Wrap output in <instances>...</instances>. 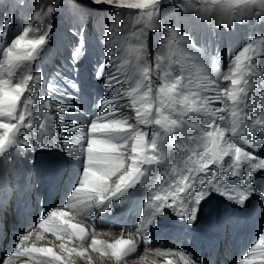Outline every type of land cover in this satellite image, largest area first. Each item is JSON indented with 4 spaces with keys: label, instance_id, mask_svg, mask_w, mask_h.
<instances>
[{
    "label": "rangeland",
    "instance_id": "obj_1",
    "mask_svg": "<svg viewBox=\"0 0 264 264\" xmlns=\"http://www.w3.org/2000/svg\"><path fill=\"white\" fill-rule=\"evenodd\" d=\"M223 2L227 4L229 0H223ZM205 3L208 5L207 12L203 8ZM45 4L53 5L54 12L51 15H42L39 19L35 18L37 11L46 12V8H41ZM194 4L200 7L199 15L193 7ZM258 11V9H254L252 14L237 17L229 25L223 22V9L214 7L211 0H160L157 23L154 26L145 28L143 22H137L141 17V10L139 9L129 10L126 8L97 6L93 5L90 0H0V27L3 26L6 18H10L6 42L3 33H0V62L5 59L3 48L10 47L11 40L16 35L23 34V27L31 24L32 28L27 38H37L44 31H47L48 25L51 24L48 42L44 46L40 59L32 64V71L38 72L41 76L38 83L32 82V87L39 89L36 102L31 106L33 112L31 119L34 127L32 130L21 129L17 135L18 140H27V146L17 144L15 147L10 148L4 156H0V259L3 257L7 259L11 255L10 252L15 251V245L20 242V239L28 232H32L33 235L25 242L24 247L51 248L56 255L61 256L62 254L64 256H61L63 264H88L86 255L91 256L96 264H115V257H112L110 252L104 256L88 248L86 255L79 257L75 252L70 255L65 250L87 248L92 233L81 245V242L75 237L69 239L68 236L62 235L60 239H57L56 234L39 227L40 220L42 218L46 219L51 211L62 208L61 210L70 212L63 219L68 220L69 223L85 227L86 230H89L92 222H94L92 220L93 216L95 219L99 218L102 224L115 223V226L111 227L114 232L121 229L122 221L129 226V229H135L140 217L147 218L152 211L148 204L149 197L153 193L163 195L165 190L171 187L173 176L171 166L175 164L177 172L182 170L184 161L187 159V155L190 154L188 149L196 148V144L187 142L186 135L171 134L164 140L162 145L165 156L164 163L146 167V175L141 182L128 189L118 199H113L108 205L109 211H100L99 216L97 215L99 209L95 208L90 211L75 212L65 207V205L78 183L82 169V157L78 156L74 159L68 155V152L79 149L81 146L86 147L87 129H80L72 134L73 138L71 140H66L61 120L75 121L76 124L87 125L93 118L102 115L101 105L106 96L112 97L117 93L123 95L135 86L138 75L135 68V59L129 54V47L133 44L132 32H138L141 28H145L147 34V63L153 68L156 64L157 54L164 56L162 64L163 67L167 68L170 55L167 48V38L170 35L169 29H175L180 36L191 40L190 45L186 46L182 42L180 47L195 49L196 52L205 56H215L214 74L218 78L220 89L230 88V80L224 81L222 74H230V65L234 68V64H232L234 56L251 38L264 37V17L256 15L255 12ZM73 27H83V34L73 35L70 31V28ZM81 41H83L82 51L76 59H73V52L80 46ZM106 48L108 52L113 53L111 60L116 65L121 66L120 72L117 73L120 82L116 83L115 87L107 93L105 92V80L109 77L110 71L115 73L116 69L105 59L107 55ZM172 51L175 53V55H172V60H181V53L175 47ZM126 61L128 63H125ZM181 63L185 64L183 72L185 82L191 75L194 85L199 65L190 58L182 60ZM256 63L257 67L264 72V55L258 57ZM101 64H105L106 67L98 75L99 65ZM171 70L174 75L181 74V64L172 63ZM27 72V68H24L23 71L18 69L12 79L19 82L20 77ZM0 78H8L2 68H0ZM248 79L251 86L247 91L244 102L248 105L245 111H248L249 117L252 114L264 115V76H249ZM159 82L158 79L155 80L157 85ZM50 84L53 86L52 90L49 89ZM73 84L77 87H73ZM216 94V92L203 93V95L209 97L208 106L213 109L227 106L231 109L232 102L227 101L226 97V103L217 101L213 103L211 97ZM41 98L44 100L51 99L54 105L53 108H41ZM130 103V98L123 95V99L119 100L116 105H110L109 107H119L120 104ZM63 105H74L75 108L69 109L60 116L57 109L62 110ZM238 107L244 108V104H240ZM45 113H49L54 117L50 127L51 136L61 145L70 142L67 148L53 146L51 143L47 148L38 146L37 139L41 136L39 123L44 119ZM219 114L223 115L225 119L224 121L217 120V123L230 127L232 121L230 111ZM120 115L130 117V122H135V113L128 107L121 109ZM198 122L206 124L212 121L210 117L203 116L200 117ZM246 123H248L250 130V122L246 121ZM66 126L71 127V125ZM141 127L143 128V126ZM144 130L151 134L157 129L153 125ZM187 134L196 135L197 133L194 129L188 128ZM228 135L231 136V133H228ZM257 136L264 139V136H261L260 133H257ZM150 138L149 135L148 139ZM232 139L243 145L240 136L232 137ZM177 143L181 144L183 151L175 147ZM243 146L246 150L250 149L254 154L264 158V146L261 148H252L251 144ZM128 151L130 153V144ZM229 163H231V158L226 157L223 162L224 166L226 167ZM60 164H63L64 167ZM212 167L217 170L215 166ZM217 171L221 177L226 176L222 170ZM115 179L117 177H113L109 183L111 184ZM226 179L230 184L240 182L238 178L230 176ZM251 183L259 192H264V170L251 173ZM22 195H26L29 199L23 201ZM42 198L46 199L44 204H41ZM252 204L260 207L255 216L257 228L250 234L245 247H242L239 241L236 242L241 244L242 250L235 253L230 252L231 239L227 235V223L232 219L231 214L236 209H240V212L246 211L249 214L252 212L250 209ZM45 206L44 213L40 215V209ZM3 208L7 210L2 211ZM202 219L207 220L208 224L211 225V229L216 233L224 229L226 254L223 253L222 257L221 255L216 257L212 252L207 251L203 242L204 239L194 241L191 238L193 235H198ZM99 227L102 226H97L98 230H102L107 226H104V228ZM162 228H166L168 231L176 228L175 230L179 233H186L188 236L186 239L189 238L190 241H194L201 249L193 248L187 244V240H184L181 235L171 236L166 240L167 242L158 245L157 243L160 241H157V236L162 232ZM262 232H264V200H261L256 193H253L244 206L241 207L223 196L211 192L201 202L197 219L193 224L189 225L186 219L177 216L171 209L166 208L163 210V214L158 215L154 224L149 227L147 239L150 241V248L163 247L169 250H178L195 261L196 264H240V261L244 259L254 260L252 264H264V255L261 254L260 249H257L254 258L247 255L250 251L249 247L258 241V237ZM37 234L40 238H37ZM123 235H125V231ZM107 238L105 236L102 239ZM153 239L157 243L152 244ZM61 245L64 247L62 248ZM144 250V245L139 247L134 254L138 256L135 259L128 260L127 264H167L168 261H165L163 257L140 258ZM42 254L32 252L21 256H12L11 264H20L18 258L19 260L20 258L26 259L29 264H50L49 262H39V258L45 259V257L47 261L50 260L55 264H60V262L52 260L51 256ZM100 259H103L101 263ZM172 264H174L173 261Z\"/></svg>",
    "mask_w": 264,
    "mask_h": 264
},
{
    "label": "snow or ice",
    "instance_id": "obj_2",
    "mask_svg": "<svg viewBox=\"0 0 264 264\" xmlns=\"http://www.w3.org/2000/svg\"><path fill=\"white\" fill-rule=\"evenodd\" d=\"M93 5L108 6L111 8L141 10V17L138 23L143 22L145 28L154 26L157 23L159 14L160 0H90ZM214 7L223 9V22L231 24L233 19L243 15L252 14V10L258 9L256 15L264 17V0H229L224 4L223 0H211ZM197 15L200 14V7L193 5ZM46 12L37 11L35 18L39 19L42 15H51L54 12V6L50 4L42 5ZM204 11H208V5H203ZM187 10V8H185ZM10 18H6L0 33H3L5 42L7 40ZM108 27V26H106ZM32 25L23 27L22 33L16 35L11 40L10 47L3 48L4 61L0 62L7 75V79L0 78V156H4L8 150L17 144L27 146V140L17 139L21 129L32 130L34 127L31 106L36 102L39 95V89L32 87V82H39L41 76L38 72L32 71L33 62L40 59L44 46L48 42V33L51 31V24L47 31H44L37 38H27ZM145 28L132 32L133 44L129 47V54L135 59V68L138 79L127 95L131 103L120 104L119 107H109L116 105L123 95L117 93L112 97H105L102 101V115L96 116L87 125L76 124L75 121L61 120L65 139L71 140L72 134L80 129H87L86 147L73 149L68 155L74 159L82 157V169L76 187L68 197V203L65 207L75 211H90L99 209L100 211H109L108 205L113 199H118L124 195L128 189L134 187L145 177L146 167L160 165L164 163L163 142L173 133L186 135L189 143L196 144V148L188 149L187 159L184 161V167L177 172L176 165L173 164L172 184L165 194L153 193L149 197L148 204L152 211L145 218L140 220L135 229H123L129 232L134 231L135 237L129 239H117L114 243L105 244L104 241L91 238L87 248L65 249L71 255L75 252L79 256H85L88 248L93 252H99L101 255L115 257L116 264H127L130 259H135L138 255L137 248L143 244L146 250L150 241L147 239L148 229L155 222L158 215L163 214L164 209H171L177 216L186 219L189 225L197 219L200 204L211 192L223 196L225 199L243 207L249 197L256 193L261 200H264V192H259L251 183V173L257 170H264V158L254 154L252 150H246L245 146L251 144L252 148H261L264 146V139L259 138L257 133L264 136V115L257 116L252 114L249 117L245 102L247 91L251 86L249 76H264L257 67V58L264 55V37L251 38L234 56L230 65V74H222L224 81L231 82L230 88L220 89L218 78L214 74L215 56L203 55L196 52L195 49H186L180 47L181 43L190 45L191 40L180 36L175 29H169L170 35L167 38V48L169 50V63L167 68L163 67L164 56L157 54L156 64L153 68L147 63V34ZM110 30V29H109ZM73 35H82L84 28H70ZM83 41L73 52V59L82 51ZM181 53V60H172L175 53L173 48ZM105 59L112 67L116 69L115 73L110 71L109 77L105 80V92H110L119 83L117 73L121 66L116 65L111 57L113 53L108 52ZM192 59L199 65L196 83L193 85L191 75L185 82L183 75L185 64L182 60ZM125 63H128L126 61ZM172 63L181 64V74L174 75L171 66ZM23 65V67H22ZM106 65H99V72H103ZM24 68L28 72L22 75L19 82L12 78L16 71ZM160 82L157 85L155 80ZM73 87H77L73 84ZM53 86L50 84L49 89ZM205 92H216L211 97L212 100L220 103L232 102V107L213 109L209 107V97L203 95ZM27 93V95H25ZM244 104V108H239ZM51 99L41 98L40 107L43 109L53 108ZM128 107L135 113V122H130L131 118L120 115L121 109ZM74 105H63L62 110L57 109L62 116L69 109H74ZM225 111H230L232 116L231 126H222L217 120L224 121L223 115H218ZM242 113V115H241ZM207 116L211 118L210 123L204 124L200 117ZM54 117L45 113L44 119L39 123L41 136L37 139L38 146L47 148L49 143L53 146L67 148L68 145H61L50 134L51 122ZM250 122V130L248 123ZM66 125H71L67 127ZM156 126V131L149 134L145 128ZM143 126V128L141 127ZM196 131V135L187 134V129ZM231 133V136L228 135ZM149 135L151 136L148 139ZM240 136L243 145L234 141L232 137ZM130 144V153L128 151ZM177 149H181V144H175ZM199 149V150H197ZM183 151V149H181ZM226 157L231 158V163L226 167L223 162ZM222 170L226 174L221 177L217 170ZM238 178L239 183L230 184L227 177ZM113 177H117L111 184ZM69 213L57 208L42 218L39 227L45 231L53 232L57 239L63 236L77 238L81 245L88 238V232L85 227L69 223L63 219ZM95 220V217H92ZM58 221V223H57ZM93 228L94 224H93ZM33 235L28 232L20 242L15 245V251L7 259H0V264H11L12 256H21L25 253L40 252L45 256H51L52 260L63 264V258L56 255L51 248L24 247L26 241ZM37 238H40L37 234ZM63 248L64 246L61 245ZM261 250L264 255V232H262L258 241L252 246L247 255H252ZM183 264H196L189 259L183 252L177 253ZM88 264H92L89 257ZM167 264H172L168 261ZM240 264H252L251 260L244 259Z\"/></svg>",
    "mask_w": 264,
    "mask_h": 264
},
{
    "label": "bare ground",
    "instance_id": "obj_3",
    "mask_svg": "<svg viewBox=\"0 0 264 264\" xmlns=\"http://www.w3.org/2000/svg\"><path fill=\"white\" fill-rule=\"evenodd\" d=\"M212 101H213V103L216 102L215 100H212ZM66 119H67V117H66ZM68 143H70V142H67V145H69ZM60 165H63V164H60ZM63 167H64V165H63ZM21 197H22L23 201L29 199L26 195L25 196L22 195ZM60 209H62V208H60ZM250 209H251L252 212L249 213V214L246 211L240 212V209H236L231 214V218H232L231 220L235 221V220L239 219V220L247 221V222L251 223V226H252L251 232H253V230L255 231L256 228H257L256 227V223H255V221H256L255 220V216L257 215V212L260 209V207L258 205H256V204H252V207ZM1 210L2 211H6L7 209L3 208ZM99 212H100V210H97V215L98 216H99ZM68 213H70V212H68ZM117 219H119V221H122V220H120V218H117ZM121 223H122L121 229H119L118 232H114L111 229V227L115 226V223L109 224L107 222V223L102 224L101 220H99V218H96L94 220V222H92L89 230L87 229L88 230L87 231L88 232V237H89L90 233H92L91 238L93 236H95L97 239H100V240L104 241L105 244L114 243L115 240L121 239V238H124V239L134 238L135 237V232H129V231L123 230V229H129V226L127 224H124L123 221ZM93 224H94V227L96 229L93 228ZM98 225L102 226V227H99V228H104V226H107V227H105V229L98 230L97 229ZM175 229H172L171 231H168V229L162 228V232L160 234H158V236H157V239H158L157 241H160V242H158V243H157V241L154 242V239H153L151 241V243L152 244L157 243L158 245L164 244L165 242H167L166 240L169 237H171V236L175 237V236H177L179 234V232L177 230H175ZM124 231H125V235H123ZM173 231H176V232H173ZM38 232H40V231L38 230ZM224 235H225L224 234V229H221L220 231H218L216 233V232H214L211 229V225L208 224V221L205 220V219H202V221L200 223V226H199L198 235H193V237H191V238H193L194 241L204 239L203 242L205 243V249L207 251H209V252H212V254L214 256H216V257L220 256V255L222 257L223 253L226 254L225 249H224V246H225V243H226V239H225ZM105 236H107L108 238L107 239H102ZM42 242H43V240H42ZM142 245L143 244H141L139 247H141ZM251 248H252V246L249 247V250H251ZM242 249L243 248H241V244L239 242L236 243V244H233L232 241L230 240V248H229L230 252L232 251V252L235 253L236 251H240ZM177 253H180V251H178V250H169L168 248H163V247H152L151 250H146L145 249L142 252L140 258H142V259H147V258L152 259V258H156V257L157 258L163 257L165 261H173L174 264H183V261L180 260V257H179V255H177ZM61 256L64 257L62 254H61ZM79 257H81V256H79ZM86 257H87L86 261L88 263L89 257L91 258V256L86 255ZM251 257L254 258L255 254H252ZM39 260H40L39 262H41V263H48L49 262L50 264H55V263H53L50 260L47 261L46 257H45V259L39 258ZM76 260H78V259H76ZM101 260H103V259H100V263H101ZM222 260H223V258H222ZM224 260H226V259H224ZM18 261H19L20 264H29V261L27 262L26 259L24 260V259L20 258V260H19V258H18ZM91 261H92V264H96V262H95V260L93 258H91ZM252 261H254V260H252ZM114 262L116 264L115 259H114Z\"/></svg>",
    "mask_w": 264,
    "mask_h": 264
}]
</instances>
